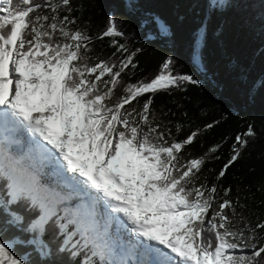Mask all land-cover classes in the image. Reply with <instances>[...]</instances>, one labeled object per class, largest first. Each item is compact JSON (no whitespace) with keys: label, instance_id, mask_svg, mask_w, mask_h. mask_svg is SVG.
Wrapping results in <instances>:
<instances>
[{"label":"snow or ice","instance_id":"1","mask_svg":"<svg viewBox=\"0 0 264 264\" xmlns=\"http://www.w3.org/2000/svg\"><path fill=\"white\" fill-rule=\"evenodd\" d=\"M141 2L123 0L132 14ZM235 2L208 0L194 34L197 72L208 73L203 48L213 15ZM81 7L0 0V177L10 181L0 197V264H34L33 254L39 264L64 254L76 258L71 264H264V216L253 220L240 189L234 195L222 183L249 138H258L254 126L194 155L221 121L158 113L154 98L201 80L177 71L169 55L151 78L125 81L144 49L129 46L114 15L95 31L90 21L82 26ZM146 15L174 41L170 25ZM225 145L226 162L207 167ZM255 192L264 193V183Z\"/></svg>","mask_w":264,"mask_h":264},{"label":"trees","instance_id":"2","mask_svg":"<svg viewBox=\"0 0 264 264\" xmlns=\"http://www.w3.org/2000/svg\"><path fill=\"white\" fill-rule=\"evenodd\" d=\"M79 3L82 7L75 14L82 16V26L85 21H90L95 31L104 25L108 15H114L126 34L129 46L144 49L135 75L131 78L125 76V81L151 78L169 55L174 56L177 71L191 73L201 80V86H189L186 92H174L172 96L158 93L154 98V108L158 113L168 109L177 113L186 110L196 124L202 125L214 119L221 121L207 134L203 148L196 146L192 149L194 155L202 154L208 146L226 135L234 136L249 124L254 126L258 138H249L250 143L241 159L229 170L222 183L226 187L231 185L234 195L237 188L240 189L241 202L251 205L253 220L256 215L264 216V204L260 203L264 193L255 192L264 183V89L258 90L259 82L264 80V0H236L227 11L213 15L203 48L207 75L196 71L192 52L194 34L208 12V0H142L134 14L128 12L123 0H79ZM146 14H156L170 25L175 34L174 41L159 34L155 24H146ZM218 27L223 28L219 37L215 34ZM96 50H101L100 42H97ZM111 51L104 46V56ZM205 112L206 116L202 114ZM169 118L172 117H165ZM172 119L178 120L180 116ZM228 153V145H225L220 153L222 159L209 163L207 167L218 171L226 162ZM214 175H210V181ZM9 184L7 178L0 177V197L6 195ZM252 192H255L254 202ZM245 196L249 197L247 201ZM30 259L39 264L40 258L35 254ZM54 259L57 264H71L76 258L64 254Z\"/></svg>","mask_w":264,"mask_h":264}]
</instances>
